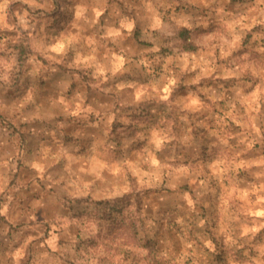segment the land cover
<instances>
[{"label":"rangeland","instance_id":"obj_1","mask_svg":"<svg viewBox=\"0 0 264 264\" xmlns=\"http://www.w3.org/2000/svg\"><path fill=\"white\" fill-rule=\"evenodd\" d=\"M0 264H264V0H0Z\"/></svg>","mask_w":264,"mask_h":264},{"label":"trees","instance_id":"obj_2","mask_svg":"<svg viewBox=\"0 0 264 264\" xmlns=\"http://www.w3.org/2000/svg\"><path fill=\"white\" fill-rule=\"evenodd\" d=\"M191 50H193V49L191 48Z\"/></svg>","mask_w":264,"mask_h":264}]
</instances>
